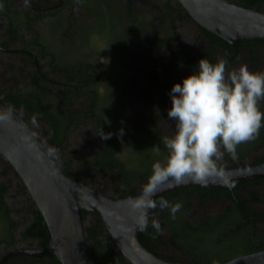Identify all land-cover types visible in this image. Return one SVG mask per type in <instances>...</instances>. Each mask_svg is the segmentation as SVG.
<instances>
[{
  "label": "trees",
  "instance_id": "1",
  "mask_svg": "<svg viewBox=\"0 0 264 264\" xmlns=\"http://www.w3.org/2000/svg\"><path fill=\"white\" fill-rule=\"evenodd\" d=\"M124 1L125 4L122 0H76L78 6L83 8L86 14L85 19L81 21V19L73 16V25L66 26L63 32L69 39L75 37V35H80L81 46L74 52V59L67 60L66 55L63 54H59L60 57H58L46 42H42L39 36L36 37L34 45L41 49L40 56L50 58L52 73L64 74L66 81L63 82V85L70 88L69 90L52 93L48 88V84L53 81L47 77L46 73L40 71L39 66L36 72H26L23 75L24 78L29 79L28 82L34 88L33 90L27 88L26 91H22L13 83L4 91V96L0 99V102L9 105L24 121L27 122L23 116H29L31 120L46 124L45 134H50L48 142L56 149L65 147L71 124L78 121L82 122V120L92 124L97 139L102 143L101 147L93 153L95 159L94 172L99 177H108L113 180V199L132 197L140 193L146 178L151 173L153 162L165 158L166 149L162 139L165 135H169V133H157L151 129L148 131L136 129L130 124L128 117H125L122 106L127 103L124 98L127 86L126 84L121 85V83L124 75L133 66L132 47L138 49L144 47L147 28L157 27L156 21L158 20L160 21L158 26L164 27L163 34L158 38L156 46L150 44L149 50L168 49L176 40L177 21H181L187 16L180 3L172 4L171 0H148V2L157 1L160 3L161 6L159 7V3L153 2V7L160 9L162 15L147 20L144 19V13L146 12L135 4L133 6L132 0ZM260 2H264V0H245V4L250 8ZM51 15L56 16L57 14L53 12ZM127 23H131L130 28L125 31L128 34L123 36L121 35L122 31L127 28V25L124 28L123 24ZM95 26H97L96 28L102 36L109 39V49L106 53L114 59L111 62L112 69L107 75V71L104 72L90 56V52L96 53L98 47L92 44L88 51L83 50V47L85 48L91 41L92 30ZM202 29L206 37L210 38L213 43L224 49L232 48L223 39L204 28ZM117 30L118 32L113 34ZM110 39H112L111 42ZM262 41L264 39L241 42V45L247 46L251 51L250 47ZM170 56L174 57L173 61H170ZM148 60L153 63L163 62L157 57L148 58ZM165 61L167 66L171 65V67H175L177 62L187 64H196L197 62L183 50L167 54ZM157 77L154 75L148 81L149 84L144 90V97L148 99L146 102L151 107L156 108V106L162 104L164 106L161 109H167L170 105L169 91L165 90L163 84L155 85L151 82L156 80ZM136 78L131 77L128 84H134ZM53 83L58 84L55 81ZM101 89H104V93ZM47 94H54L60 98L55 107H46L42 103L44 95L47 96ZM74 96L89 101L85 112L64 108L63 103ZM103 100L108 101L106 105ZM260 108L264 111V100H261ZM100 128L105 132H110L111 138L101 140L97 134ZM120 129H123L122 136L119 135ZM263 144L264 127L259 130L258 135L253 140L242 143L237 147L238 156L236 159H232L226 153L219 164L222 168L242 167L249 153ZM157 147L160 148L159 155L156 154ZM124 148L131 153L134 152V159H128L127 161L122 159L120 152ZM54 159L64 173L77 181L84 182L85 179L80 174H72L64 169L55 157ZM261 162H264V158H258L251 165ZM262 181L264 179H257L251 183ZM136 186H139L140 189L137 190ZM7 190L8 186L6 184H0V245L4 244L5 249L13 248L17 243L14 238L16 222L11 217V210L5 200ZM194 192L197 193L199 199H203L204 196L213 195L214 193H226L227 191L200 186L180 188L165 193L158 198L182 202L181 212L177 214L175 219L171 218L167 209L161 210L162 214H160L158 207L151 211V218H161V227H166L167 232L171 234L168 242L177 249H181L194 262H180L174 257L164 254L160 247L165 240L161 238V233L155 234L151 227L149 233L142 232L140 240L146 249L157 257L175 264H222L235 257L264 249V224H256L252 221L243 223L240 221V217L257 216L256 213L251 212L250 208L244 207L242 209L239 207L241 216L235 211V213L230 214L226 212L218 217H203L195 222L188 221L186 218L187 212L193 204L189 196ZM244 202L241 201L243 204ZM31 214L32 220L20 233L21 238L23 240L36 239L39 247L46 246L49 236L43 217L35 206L31 210ZM87 215L88 213L84 212L83 218L85 219ZM85 230L86 240L89 242V264H127L116 244L107 235L105 225L99 216L95 217L94 221ZM253 237L256 239L252 240ZM3 255H0V258ZM45 258H49V264H60L53 254H49ZM7 262L6 264H8Z\"/></svg>",
  "mask_w": 264,
  "mask_h": 264
},
{
  "label": "water",
  "instance_id": "2",
  "mask_svg": "<svg viewBox=\"0 0 264 264\" xmlns=\"http://www.w3.org/2000/svg\"><path fill=\"white\" fill-rule=\"evenodd\" d=\"M177 1L196 26L223 39L234 50L239 42L264 39V12L229 0ZM0 157L23 183L31 202L43 217L49 236L46 246L13 247L0 258V264H6L15 257H46L49 254H53L60 264H89L84 212L102 219L107 235L127 264H175L157 257L141 244L142 232L149 233L150 226L144 230L137 228L138 213L130 208V197L112 199L83 181L68 176L33 128L2 102ZM222 169V175L208 177L206 184L186 177L185 182L179 185H164L156 199L191 186L233 191L239 185L264 178V162ZM151 211H148L150 218ZM222 264H264V250L238 256Z\"/></svg>",
  "mask_w": 264,
  "mask_h": 264
},
{
  "label": "rangeland",
  "instance_id": "3",
  "mask_svg": "<svg viewBox=\"0 0 264 264\" xmlns=\"http://www.w3.org/2000/svg\"><path fill=\"white\" fill-rule=\"evenodd\" d=\"M67 5L63 9L62 12H58L56 16L51 15V9H48V24L44 25L43 22L38 23L35 26V29L42 34V38L40 40L42 42H46L56 53L58 57L59 54L66 55L67 60L74 59V52L81 46V41L79 39L80 35H75V37L69 39L63 32L66 29V26L73 25V16L84 20L86 14L84 13L83 8H80L76 2V0H66ZM139 0H132V5L134 4L141 8V10L145 11L144 19H151L154 16H159L158 12L160 9H155L153 7V2L158 4L157 1H149L143 2ZM172 4H177V0H171ZM234 1V0H233ZM124 3L125 1L122 0ZM125 4V3H124ZM161 6L160 3L158 4ZM264 8L261 7L260 11L262 12ZM104 12V10H103ZM86 22V21H85ZM160 21H156L157 27H149L147 28L146 33V41L143 44L142 49H138L136 47H132V56H133V66L130 70L124 75L122 78V84H126V96L124 97L127 100V103H124L122 108L125 113V117H128V120L132 126L136 129L140 130H155L157 133H169L171 134L173 128L170 123H166L167 120V111H162L163 109L152 108L146 101L148 99L144 97L145 89L149 84V80L153 78L154 75L158 76L156 80L151 81L153 84H163L165 90L169 91L173 81H179V79L185 75H187L190 70L183 66H176L175 68L171 67V65L166 64V61L163 60L166 56L162 57V55H166V49L160 50H149L150 44L152 46L157 45V40L163 34L164 27L158 26ZM133 24V21L131 22ZM130 23V24H131ZM72 24V25H71ZM130 24H123V27L127 25V28L123 29V36L127 35L128 32H125L130 28ZM95 28L92 30L93 35L91 37V41L89 44L83 47L84 51H88L90 46L93 44L98 47L96 53L90 52L91 59L95 60L97 64H99L102 70L107 71L106 75L110 73L112 69V60L113 57L107 55L109 39L102 36L98 29ZM191 28V30H190ZM177 33L176 37L178 43H181V46H184L185 49L190 50L192 46L199 45L197 39H195V32L192 23L190 20H184L183 23H177ZM21 32V31H20ZM114 32L113 34L117 33ZM23 31V36L32 37V34H25ZM113 39V38H112ZM110 39V42L111 40ZM175 40V41H176ZM75 41V44H74ZM88 43V42H87ZM146 45V47H145ZM175 49V47H174ZM192 50V49H191ZM193 51V50H192ZM262 51V50H261ZM194 52V51H193ZM12 57V58H11ZM8 59L3 60L4 66H0V99L4 96V91L7 90L8 87L15 83L16 87L22 91L33 90L34 88L30 86L28 80L23 77V75L27 72H34L35 68L29 64H23L19 61L18 56H11ZM157 57L161 59L163 62L161 63H153L148 60V58ZM264 59V55L261 56ZM60 59V58H58ZM62 59V58H61ZM9 60L13 61L11 67L12 70H7L5 64L8 65ZM21 60V58H20ZM167 60V59H166ZM61 61V60H60ZM38 66H40L41 72L46 73L47 77L50 78L53 82H57L58 84H54L53 82L48 84V88L52 93L64 92L69 90L70 88H66L63 85V82L66 81L63 73H52L50 58L45 56L43 59L38 60ZM10 66V63L7 67ZM24 66V67H23ZM30 71V72H29ZM131 77H137L134 84H128L129 79ZM104 93V89L102 90ZM143 93V94H142ZM146 96V95H145ZM60 101V98L54 94L44 95L42 103L44 106L55 107ZM88 100L85 98H77L72 97L69 101H65L63 103L64 108L70 109L72 111L80 110L82 113L86 111V106L88 104ZM107 100H103V103L106 105ZM7 105V104H6ZM9 106V105H8ZM20 114V113H19ZM21 115V114H20ZM36 132L37 136L47 149L51 152V154L57 159V161L61 164L64 169H67L72 174H80L84 180V183L96 190L101 191L105 196L112 198L113 196V187L114 182L112 179L108 177H99L95 174V159L93 153L97 151L101 147V142L96 137V131L93 129V125L88 123V121H78L77 123H73L70 126L65 147L62 149H56L55 146L51 145L48 140L50 138V134H45V129L47 128L46 124L41 121H34L29 118V116H23ZM134 152H129L125 148L120 152V156L122 159L126 161L128 159H134ZM264 154V144L261 145L258 149L253 150L247 156L244 161V165H249L253 160V157L260 156ZM226 155V152L223 154V158ZM228 164V163H226ZM0 170H5V173L2 174L3 177H0V181L6 183L8 185V190L5 194V200L8 208L11 210V217L16 222V226L14 229L15 240L17 243L14 247H39L36 239H26L23 240L21 238L20 233L24 230L26 226L32 220L31 210L33 209L32 202L29 201V195L26 190H21V185L19 183V177L16 176L9 168H7L6 164L0 159ZM136 189L139 190L140 187L136 186ZM192 203L195 208H200L193 198H191ZM254 210H259L258 206L252 207ZM160 214H162L160 209ZM97 217L95 214L90 213L87 215L84 221V228L88 227ZM156 220L161 222V218L157 217ZM163 231L161 232L163 238H168V232L161 227ZM166 232V233H165ZM88 247H89V242ZM12 248L5 249L4 244L0 245V255L5 254L10 251ZM165 254H173L171 251H168L166 248L161 249ZM36 259L23 258L16 259L12 264H48V260L43 257H35Z\"/></svg>",
  "mask_w": 264,
  "mask_h": 264
},
{
  "label": "clouds",
  "instance_id": "4",
  "mask_svg": "<svg viewBox=\"0 0 264 264\" xmlns=\"http://www.w3.org/2000/svg\"><path fill=\"white\" fill-rule=\"evenodd\" d=\"M28 2L25 0L26 5ZM168 96L165 122L173 130L162 139L166 156L153 162L140 193L128 200L130 208L138 213L137 228L150 226L155 234L163 229L158 220L149 217L150 209H167L175 219L183 207L178 200L156 199L164 185H179L186 177L206 184L208 177L222 175L219 162L224 152L236 159L237 147L253 140L264 127V111L260 108L264 71L250 70L246 64L229 68L224 60L213 62L202 56L187 75L173 81ZM97 134L101 140L111 138V133L102 128ZM119 135H123V129ZM156 154H160L159 147Z\"/></svg>",
  "mask_w": 264,
  "mask_h": 264
},
{
  "label": "flooded vegetation",
  "instance_id": "5",
  "mask_svg": "<svg viewBox=\"0 0 264 264\" xmlns=\"http://www.w3.org/2000/svg\"><path fill=\"white\" fill-rule=\"evenodd\" d=\"M145 1L148 2V0ZM229 1L235 3L236 5L250 8L247 7V4H245V0H234V1L229 0ZM0 5H2V7H0V66H4L3 60L8 59L11 56H18L21 58V60L19 58V61H21L24 65L29 64L34 66L35 68L34 72H36L39 68L38 60L39 59L41 60L44 57L40 56L41 49L38 46L34 45L37 36L43 39L42 34H40L35 29V26L41 22H43L44 25H47L48 9H51L52 12L50 13L54 12L57 14L58 12H62L67 5V1L66 0H29L28 4L26 5L25 0H0ZM261 7L264 8V2H260L259 4L252 5L251 9L260 11ZM262 12H264V9L262 10ZM158 14L162 15V11H159ZM184 20H190V22L192 23L194 32L196 33L195 39H197L198 42H200L199 45L197 46L194 45L192 46V48H190V50H187L185 49L184 46H181L180 42L178 43V41L176 40L172 43V45L168 49L162 48L167 50L166 55H162V57L164 56L167 57V54H171L172 52H178L180 50H183L187 55L191 56L196 61H198L200 57L206 56L205 58L213 62H215L217 59L224 60L229 68H237L239 67L240 64H246L249 66L250 70L264 71V59H262L261 57L262 55H264V41L258 42L254 44L252 47H250L252 52L249 50L247 46L241 45V42H239L238 48L236 50H234V48L230 44L229 45L232 47L231 49L229 48L224 49L218 44L213 43L210 38L206 37L203 29L200 26H196V24L190 18H188V16H185L183 20L181 21L179 20L177 22L180 24L183 23ZM23 31L26 32L27 34L31 33L32 37L23 36ZM177 36L178 33H176V37ZM253 55L254 57H252ZM173 60L174 57L170 56V61ZM163 61L165 62V59ZM9 63L10 66L7 67ZM9 63L8 65L5 64V66L7 70L8 68L9 70H12L13 67H11V65L13 61L9 60ZM178 65L186 67L191 71L195 66V63L187 64V63L177 62L176 66ZM34 72H30V73H34ZM163 106L164 105L161 104L156 106V108L160 109V107L162 108ZM167 109L163 108L162 111H167ZM258 158L259 159L264 158V154H261L256 158L253 157V160L250 162L249 165H251ZM0 159L3 161L4 164H6L8 168L7 163L4 162V160L1 157ZM12 172L14 173V171ZM4 173L5 170H0V177H3L2 174ZM251 182L239 185L235 187L233 191L225 190L227 191L226 193H214L213 194L214 196L213 195L204 196L203 199H199L197 193L194 192L192 195L189 196V199L191 200V198H193L194 200H196L200 208L198 207L195 208L194 204H192L191 208L187 212V216H186L187 220L190 222H195L203 217H207V216L218 217L226 212L227 214H230L232 212L235 213V211L238 213L239 216H241V211L239 207L242 209H244V207H247L251 209V212L253 214L256 213L257 216L255 217L247 216L246 218L240 217V221H242L243 223L252 221L256 224H264V181L260 183H251ZM19 183L21 185V190L23 189L26 190L25 187H23V183L21 182V180L19 181ZM0 184L4 185L6 183L0 181ZM242 200L245 201L244 204L241 203ZM29 201H30V196H29ZM256 206H258L260 209L254 210L252 208ZM164 229L166 230V227H164ZM167 234L169 235L168 238H170L171 234L169 232ZM160 236L163 240H165L164 243L162 242L160 248L162 249L164 247L168 251H171V253H173V254L168 253L167 254L168 256H172L180 262H189V263L194 262L191 258H189L187 254H184L181 249H177L171 243H169L168 238L164 239L162 234ZM255 239H256L255 237L252 238V240ZM23 258L36 259L35 257H26V256L15 257L13 259H10L9 262L7 263L12 264L13 262H15L16 259H23ZM46 260H48L49 262V258Z\"/></svg>",
  "mask_w": 264,
  "mask_h": 264
}]
</instances>
